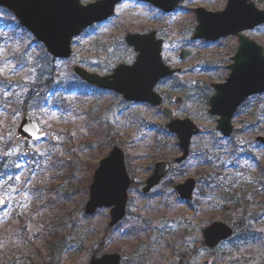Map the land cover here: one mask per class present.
Wrapping results in <instances>:
<instances>
[{
    "label": "rangeland",
    "instance_id": "374dc122",
    "mask_svg": "<svg viewBox=\"0 0 264 264\" xmlns=\"http://www.w3.org/2000/svg\"><path fill=\"white\" fill-rule=\"evenodd\" d=\"M226 4L227 0H181L175 10L165 12L148 2L123 0L112 17L74 39L70 58L45 63L38 42L27 51L28 62L18 63L13 52L24 54L34 36L16 31L12 21L0 27L3 100L35 89L27 73L43 63L64 83L85 88L73 71L75 65L110 74L118 65L135 61L137 52L125 42L128 33L156 30L164 40L165 62L181 68L156 90L177 118H190L201 128L192 138L189 157L174 163L182 149L161 107L126 101L98 87L95 95L73 92L66 95V110L50 104L43 105L39 115L28 111L48 131L45 139L30 141L15 138L23 110L0 101V161L9 164L10 172L0 177V264H88L92 256L114 252L121 254V264H264V144L256 139L264 136V93L239 107L235 131L224 137L216 128L218 116L209 112L211 83L228 77L239 40L233 35L215 42L193 38L198 25L195 9L219 11ZM257 6L264 9V3ZM4 12L0 7V20ZM244 34L264 47V25ZM183 48L192 50L184 60L179 56ZM176 96L184 102L178 104ZM48 97L51 100V94ZM114 145L126 152L134 183L126 217L110 226V207L88 214L85 206L94 171ZM160 160L172 161V170L144 193L145 181ZM215 170L221 173L215 175ZM189 177L197 179V189L191 201H184L175 185ZM247 184L259 196L248 191ZM223 188L228 192L224 197ZM243 197L253 202L252 217L258 218L252 220L250 233L236 228L232 239L213 249L205 246L204 228L214 221L231 223L241 214L242 208L234 212V206ZM53 230L62 244L54 258L46 254V236L56 233ZM180 253L188 258L182 260Z\"/></svg>",
    "mask_w": 264,
    "mask_h": 264
},
{
    "label": "water",
    "instance_id": "95a60500",
    "mask_svg": "<svg viewBox=\"0 0 264 264\" xmlns=\"http://www.w3.org/2000/svg\"><path fill=\"white\" fill-rule=\"evenodd\" d=\"M121 0H95L88 4L81 0H0V6L13 12L19 22L29 30L37 41L44 44L47 52L56 59H67L73 54V39L91 25L110 18ZM166 12L176 9L181 0H143ZM198 25L194 39L216 41L221 37L236 35L240 45L228 68L231 72L224 82H215V94L210 99V113L219 116L217 129L228 137L233 133L232 119L238 107L249 96L264 92V47L243 34L244 31L264 24V9L254 0H227L223 10L209 11L204 7L195 9ZM126 43L137 52L132 64H120L112 73L101 75L75 65L74 72L83 81L102 89L112 90L127 101L146 102L169 117L168 130L177 134L182 154L174 159L181 163L190 154L192 138L200 133V127L190 118L176 117L175 110L163 104V96L156 91L160 80L181 71L171 67L163 59V39L157 31L128 33ZM192 54L184 48L180 54L186 59ZM181 104L183 98L176 97ZM47 135L40 123L27 112L21 116L15 138L37 141ZM56 140V139H54ZM257 140L264 143V136ZM172 162L160 160L145 181L144 193L150 192L170 173ZM133 178L129 173L126 152L114 145L107 156L98 163L89 186V198L85 212L93 214L98 208L110 207V226L120 223L127 214L129 190ZM197 180L187 178L175 186L184 201L193 199ZM1 203L4 200L1 198ZM204 244L215 248L219 243L234 235L233 227L223 221H214L203 230ZM182 259L188 254L180 253ZM118 252L92 256L88 264H121ZM207 263V262H205Z\"/></svg>",
    "mask_w": 264,
    "mask_h": 264
},
{
    "label": "trees",
    "instance_id": "16d2710c",
    "mask_svg": "<svg viewBox=\"0 0 264 264\" xmlns=\"http://www.w3.org/2000/svg\"><path fill=\"white\" fill-rule=\"evenodd\" d=\"M255 1L256 3H264V0H255ZM4 14H5L4 18H7L9 20L5 21L3 20L4 18L1 19L0 27L5 29V26H8V22L12 21L15 23L14 29L16 31L22 30L25 35H28V32L21 26V24L14 17L11 18L10 12L5 10ZM33 43H37V41L35 39L33 40L31 39L30 42L27 44L26 49L24 50V54L21 53L20 55H18L17 53L13 52L15 54V55L13 54L14 58L18 60V63H20L21 61L28 62L29 55L27 51H29V48H31ZM37 45L39 46V49H40L39 57L41 58L44 57L45 59L44 63L49 62V61L52 62L54 59L47 53L44 46L39 43H37ZM22 54L24 56H22ZM44 63L42 66L40 65L35 66L33 70L27 73L31 76L30 87L31 88L35 87V89L33 90L30 89L27 95H26V92L24 93V95H21V96H17V94H13L8 99H4V100H3L4 96L3 97L1 96L0 101L1 102L4 101L5 103L7 102V104L12 107L11 109L21 108L23 111H34L37 115H39L43 109V105L45 107L47 106L49 107V105L52 104L53 106H59L66 110L70 104L69 101H67L66 95L68 94L70 95L73 92H76V93L78 92L76 96L91 95V94L95 95L94 92L99 91L97 87L91 86L81 80L79 81L82 84H85L84 85L85 88L76 87L69 82L67 84L64 83L58 77V75L55 74V71L52 70L51 68L50 69L47 68L46 65L44 66ZM0 79H1V83H3L6 81V76L3 74H0ZM4 85L5 84H3V86ZM49 94H51V100H49V97H48ZM7 169H9V164L0 161V177L9 176L10 172H7L8 171ZM220 173H221L220 170L214 171L215 175H218ZM13 174L15 175L16 172H14ZM247 188H248V191H251L253 193V195L255 194L256 196H259L258 192L254 191L255 187L253 188L252 185H247ZM222 190L224 192L223 194L222 192L220 194L224 197L227 195L228 192L224 188ZM236 208H242L241 214L237 216L236 219L235 218L231 219L230 221L231 224H233L236 228L246 233H250V231L252 230V225H253L252 220H255V219L258 220V218L254 219L255 216L252 217L253 216L252 214L253 202L251 200H246L243 197L238 201L236 206H234V212L236 211ZM30 217H26V218H30ZM53 231L56 232V230H53ZM56 233L46 236V254L48 257H52V258H54V256L57 254V252H59L62 246L61 239L58 237V233L57 234ZM22 257H24V255Z\"/></svg>",
    "mask_w": 264,
    "mask_h": 264
}]
</instances>
